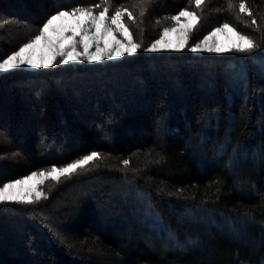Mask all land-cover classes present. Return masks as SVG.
I'll return each mask as SVG.
<instances>
[{"label": "trees", "instance_id": "obj_1", "mask_svg": "<svg viewBox=\"0 0 264 264\" xmlns=\"http://www.w3.org/2000/svg\"><path fill=\"white\" fill-rule=\"evenodd\" d=\"M94 5L132 12L137 52L0 74V186L100 154L0 203V264H263L264 0H0V61ZM183 9L200 17L187 47L146 51ZM223 23L259 47L189 49Z\"/></svg>", "mask_w": 264, "mask_h": 264}, {"label": "snow or ice", "instance_id": "obj_2", "mask_svg": "<svg viewBox=\"0 0 264 264\" xmlns=\"http://www.w3.org/2000/svg\"><path fill=\"white\" fill-rule=\"evenodd\" d=\"M197 8L201 7L204 0H194ZM143 0H141V4ZM93 8L76 7L71 11L60 10L50 15L46 22L39 28L28 43H24L18 50L13 51L0 61V70L18 68L21 65H29L35 68L50 67L57 62L69 63L70 61L88 60L101 61L112 57H120L126 53H135L141 45L134 42L129 26L124 22V17L134 21L131 11L127 8H117L109 17V7L105 6L102 11L95 13ZM231 7V4L229 5ZM239 12L252 15L244 2L239 4ZM143 14V7H141ZM175 26L165 27L159 39L155 40L149 51L162 49H184L189 40L190 33L197 27L200 17L187 9L179 11L170 18ZM256 24V20H252ZM119 37V38H118ZM223 37V39H221ZM78 38V39H77ZM82 46V51H78ZM95 47V51H90ZM259 47L249 36L237 31L236 27L229 23H223L216 27L203 40L194 45L191 51L249 52ZM40 53L37 58V53ZM98 152H92L68 163L64 167L53 166L48 171L32 172L23 179H16L3 183L0 186V203L19 202L33 203L44 197L38 185H42L48 178L59 181L62 176L70 175L90 161L99 159ZM127 165L128 161L125 160Z\"/></svg>", "mask_w": 264, "mask_h": 264}, {"label": "rangeland", "instance_id": "obj_3", "mask_svg": "<svg viewBox=\"0 0 264 264\" xmlns=\"http://www.w3.org/2000/svg\"><path fill=\"white\" fill-rule=\"evenodd\" d=\"M107 7H109L108 5H106ZM105 7V5H103L102 7H100V8H95V9H93L94 10V12L95 13H99V11H102L103 10V8ZM84 8H93V6H86V7H84ZM109 10H110V8H109ZM116 10V9H115ZM115 10H113L111 13H107V15L110 17L112 14H113V12L115 11ZM184 10V9H183ZM188 11H192V12H195V11H193V10H191V9H187ZM67 11H71V10H67ZM179 13V12H178ZM177 13V14H178ZM177 14H175V15H177ZM173 26H175V24H174V22L171 20V19H169L167 22H165V25H164V27L161 29V31L159 32V35H158V37H156L154 40H152V41H150L149 42V44L145 47V50L146 51H149L148 49L150 48V46H151V44L155 41V40H157V39H159L160 38V36H161V34H162V32H163V29L165 28V27H173ZM219 27V26H218ZM216 28V27H215ZM214 29V28H213ZM213 29L211 30V31H213ZM211 31H209L207 34H205V35H208ZM38 34V33H37ZM36 34V35H37ZM191 34V33H190ZM204 35V36H205ZM203 36V37H204ZM189 37H190V35H189ZM203 37H201L197 42H195L193 45H191L190 47H189V49L191 50V48L194 46V45H196V44H198V43H200L202 40H203ZM119 38V37H118ZM78 39V38H77ZM221 39H223V37H221ZM31 40V39H30ZM29 40V41H30ZM134 40V39H133ZM29 41H27L26 43H28ZM134 42H136V41H134ZM137 43V42H136ZM23 45V44H22ZM21 45V46H22ZM20 46V47H21ZM187 47V46H186ZM19 49V48H18ZM17 49V50H18ZM78 51H82L83 49H82V46H78V49H77ZM162 50H174V49H162ZM162 50H158V51H162ZM90 51H95V47L93 46V48H91L90 49ZM137 52V51H136ZM193 52V51H192ZM204 52H207L208 53V51H196V52H193V53H195V54H201V53H204ZM11 54V53H10ZM9 54V55H10ZM126 54H128V53H126ZM125 54V55H126ZM131 54H133V53H131ZM39 55H40V53L38 52L37 53V58H39ZM122 56H120V57H112V58H108L107 56L105 57V59H103V60H101V61H107V60H116V59H119V58H121ZM6 58V57H5ZM61 58L60 57H57V61H59ZM2 61V60H1ZM81 62H96V61H88V60H77V61H70L69 63H71V64H78V63H81ZM18 68H26V69H34L35 67H32V66H29V65H21V66H19ZM12 69H16V68H12ZM8 70H11V69H8ZM8 70H0V74L1 73H3V72H6V71H8ZM82 158V157H81ZM80 159V158H79ZM74 162V161H73ZM72 163V162H71ZM67 165V164H66ZM66 165H62V166H56V167H58V168H60V167H64V166H66ZM53 166H50V167H47V168H43V169H38V170H35V172H40V171H48V170H50L51 168H52ZM32 172H34V171H32ZM32 172H30V173H28V174H26V175H24V176H21V177H19V178H16V179H23L25 176H27V175H30ZM16 179H14V180H16ZM50 180H52L51 178H48V179H46L45 181H44V183L42 184V185H38V188H39V190H41L42 192H43V186L45 185V183L47 184V182H49ZM11 181H13V180H11ZM11 181H8V182H11ZM7 183V182H6ZM264 264V263H263Z\"/></svg>", "mask_w": 264, "mask_h": 264}, {"label": "bare ground", "instance_id": "obj_4", "mask_svg": "<svg viewBox=\"0 0 264 264\" xmlns=\"http://www.w3.org/2000/svg\"><path fill=\"white\" fill-rule=\"evenodd\" d=\"M195 54V53H194ZM198 54V53H197Z\"/></svg>", "mask_w": 264, "mask_h": 264}]
</instances>
